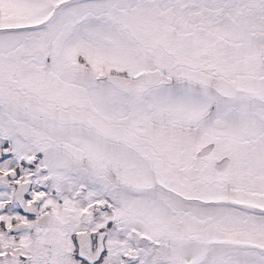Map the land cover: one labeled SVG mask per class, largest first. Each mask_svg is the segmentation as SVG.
Returning a JSON list of instances; mask_svg holds the SVG:
<instances>
[{
	"label": "snow or ice",
	"instance_id": "snow-or-ice-1",
	"mask_svg": "<svg viewBox=\"0 0 264 264\" xmlns=\"http://www.w3.org/2000/svg\"><path fill=\"white\" fill-rule=\"evenodd\" d=\"M0 264H264V0H0Z\"/></svg>",
	"mask_w": 264,
	"mask_h": 264
}]
</instances>
